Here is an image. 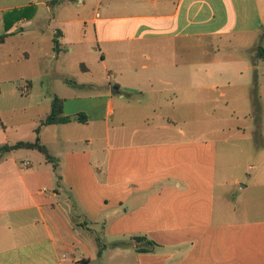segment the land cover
I'll return each instance as SVG.
<instances>
[{
	"label": "crops",
	"instance_id": "obj_1",
	"mask_svg": "<svg viewBox=\"0 0 264 264\" xmlns=\"http://www.w3.org/2000/svg\"><path fill=\"white\" fill-rule=\"evenodd\" d=\"M11 11L23 17L4 31ZM0 25L2 45L30 38L49 43L40 57L73 59V74L36 71L48 80L42 101L46 116L58 97L63 116L87 118L40 127L55 170L36 150L0 153V264H264V151L250 166L219 163L201 128L258 111L254 93L235 94L264 86V0H0ZM93 71L99 79L81 77ZM43 119L33 138L0 119V147L33 142ZM232 129L264 140L260 125ZM246 166L256 171L236 208L228 188L249 187L233 172Z\"/></svg>",
	"mask_w": 264,
	"mask_h": 264
},
{
	"label": "rangeland",
	"instance_id": "obj_2",
	"mask_svg": "<svg viewBox=\"0 0 264 264\" xmlns=\"http://www.w3.org/2000/svg\"><path fill=\"white\" fill-rule=\"evenodd\" d=\"M3 34L2 27L0 25V36ZM16 37V36H14ZM19 37V36H18ZM17 38V37H16ZM14 38V40L16 39ZM30 38L27 41H18L10 44L2 45L0 44V62L3 60H8L9 64L6 66H2L0 64V119L3 122V126H12V125H22V138H33L34 135L28 128L29 125L34 122L37 116L40 118H45L47 112L49 111V106L45 101H42V96L47 95L49 90L42 88V85L39 83L43 82V85H47L48 80L43 78L41 79L37 75L36 71H38L43 66H51V68L56 69L59 73H64L66 71L72 72L74 71L72 67L73 59L61 54L58 60H55L51 57H40L43 54L47 55L51 53L49 50V43L45 41H39V45L36 44L35 39L33 47L29 44ZM37 40V39H36ZM57 42L58 40L55 39ZM17 44V46H16ZM25 46L27 49L26 52L28 57L24 58L21 54V47ZM59 52V50H58ZM28 58V59H27ZM94 66L92 67V69ZM75 76V75H74ZM94 78L99 79V75L97 72L93 71L91 73L83 74L81 77L84 78ZM79 77V78H81ZM24 78H28L32 82L33 90L29 94L25 93L24 88L22 90L21 85L23 83ZM75 80V79H73ZM59 85V82L56 83ZM80 92H85L86 90H79ZM96 91V90H93ZM229 92V91H227ZM235 91H230L228 93L229 97L234 96ZM240 92L245 93V97L248 98L250 92L254 93L257 101H259L258 111L256 115H252V118H241L239 117L237 120H233L232 122H220L217 124L205 123L201 125V128L205 129V131L209 134V137H215L218 141V161L220 163V158L223 160V156L225 158L230 157L231 163L239 162L240 157L244 159L247 158V164L250 166L252 162H255L254 150L256 148L263 149L264 151V140L253 138L252 133L248 130L244 131L243 134L239 131H234L232 128L235 126H239L240 128L248 125L249 128L253 127V125H260V129L264 130V86L258 87L253 91L245 90V91H237L235 95L241 98ZM243 96V95H242ZM254 98V97H253ZM47 102V101H46ZM46 109V110H45ZM238 110H243V105L240 103V106L237 108ZM249 110V106L247 108ZM252 110V109H251ZM255 120V121H254ZM258 120V121H257ZM223 129V130H222ZM231 129V130H228ZM2 131V126L0 125V134ZM32 140V139H31ZM236 147H244L249 150L248 155H240L238 153H229L227 154L225 151L226 147L231 146ZM263 146V147H261ZM259 150V149H258ZM34 155L39 158L38 154L34 152ZM29 162L31 159H27ZM264 164V158H263ZM259 165V163H258ZM244 171L247 173L246 175L242 174V172L236 168L233 172H236V175L241 180V185L246 186L249 185L247 189L239 190V186H230L228 189L229 194L233 195L237 200L236 202H232L233 207L240 208L241 195H247L250 185L252 184V177L249 176V173L255 172L256 170H251L250 168L245 167ZM218 174H220L221 167L218 165ZM232 172V171H231ZM230 172V173H231ZM248 175V176H247ZM253 176V175H251ZM220 191V194L217 193L218 201L220 202L223 198V190ZM225 192V191H224ZM224 217L228 215H223ZM230 217H234V215H230ZM239 217V216H238ZM108 238V237H107ZM101 239L104 243L105 240H113L111 238ZM102 245V244H101ZM104 245V244H103ZM102 245V246H103Z\"/></svg>",
	"mask_w": 264,
	"mask_h": 264
},
{
	"label": "trees",
	"instance_id": "obj_3",
	"mask_svg": "<svg viewBox=\"0 0 264 264\" xmlns=\"http://www.w3.org/2000/svg\"><path fill=\"white\" fill-rule=\"evenodd\" d=\"M57 1H53V3H56ZM23 15L20 13L18 14V11H11L9 13H5L3 16V27L4 31L9 30V28L12 26V24L19 19H21ZM6 35L0 36V42H2L3 38ZM58 42L53 39V51L58 52ZM255 56L259 60L264 61V37L261 38L259 41V44L256 47ZM87 121V118L84 114H76L74 116H63L62 115V100L58 97H53L50 103V112L49 114L39 122L38 127L35 128V140L33 142L28 141H18L14 143L13 145H3L0 147V153L9 152L12 150H19V149H25V150H36L40 154L43 155L44 159L52 164L53 170L56 169V163L55 160L50 156L48 153L46 147L39 142L38 134L41 126H47V125H53V124H65L69 122H78V123H85ZM134 240L139 243L140 241H146V238L144 237H135ZM97 245H98V255L101 253L103 246L100 244L99 240L96 239ZM148 244L153 245V243H150L146 241ZM139 252H147L146 249H138Z\"/></svg>",
	"mask_w": 264,
	"mask_h": 264
},
{
	"label": "built area",
	"instance_id": "obj_4",
	"mask_svg": "<svg viewBox=\"0 0 264 264\" xmlns=\"http://www.w3.org/2000/svg\"><path fill=\"white\" fill-rule=\"evenodd\" d=\"M26 87H27V85L25 84V85H24V90L26 89ZM25 164L27 165V163H25ZM42 190H44V189H42Z\"/></svg>",
	"mask_w": 264,
	"mask_h": 264
}]
</instances>
